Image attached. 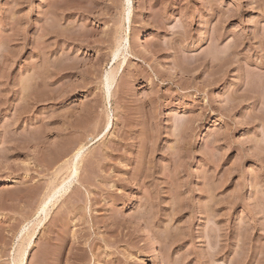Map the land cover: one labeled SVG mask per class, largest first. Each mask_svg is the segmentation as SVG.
Masks as SVG:
<instances>
[{
  "label": "rangeland",
  "instance_id": "1",
  "mask_svg": "<svg viewBox=\"0 0 264 264\" xmlns=\"http://www.w3.org/2000/svg\"><path fill=\"white\" fill-rule=\"evenodd\" d=\"M29 234L25 264H264V0H0V264Z\"/></svg>",
  "mask_w": 264,
  "mask_h": 264
},
{
  "label": "bare ground",
  "instance_id": "2",
  "mask_svg": "<svg viewBox=\"0 0 264 264\" xmlns=\"http://www.w3.org/2000/svg\"><path fill=\"white\" fill-rule=\"evenodd\" d=\"M115 79H116V74H114V73L108 75V77L106 78V82L108 83V85H107L108 86V91L107 90L106 91H107V94H108L109 98H110V95H111L109 92H110V89L114 85ZM84 150H85V147H81L77 151V153L75 154V156L73 158V175L74 176H77L78 175V163H79V161H80V159L82 157V154H83ZM48 204H49L48 202H46L44 204V207H42L43 208L42 209V212H43V210H45V208H46V206ZM43 219H45V218H43ZM32 237H33V235H30L29 234V240H28V242H26L25 244H23V246L20 248L19 254H18L17 258L15 259L14 264H25L28 247H30L31 244H32ZM153 253H156L155 249H154V252Z\"/></svg>",
  "mask_w": 264,
  "mask_h": 264
}]
</instances>
